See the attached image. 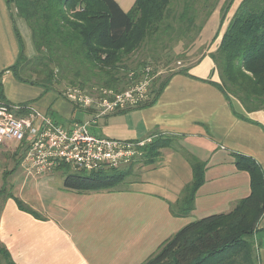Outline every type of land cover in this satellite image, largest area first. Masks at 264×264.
<instances>
[{"label": "crops", "instance_id": "obj_1", "mask_svg": "<svg viewBox=\"0 0 264 264\" xmlns=\"http://www.w3.org/2000/svg\"><path fill=\"white\" fill-rule=\"evenodd\" d=\"M115 1L129 12L136 0ZM224 2L219 0L199 31V46H209L205 54L187 74H173L153 106L97 117L92 108L77 113L63 103L56 104L55 111L46 109L47 105L37 102L44 91L15 78L9 70L20 50L15 27L24 41L26 56L32 59L36 51L25 20L17 16L15 6L0 0L1 100L30 105L56 122H65V127L91 122L97 136L135 142L175 136L179 149L206 164L194 209L181 218L173 216L171 205L192 181L193 171L178 149H164L161 160L143 167L138 180L126 190L112 192H69L63 187L64 180L57 179L59 170L39 176L21 162L22 168L11 176L9 188L29 211L19 209L14 198H0V246L15 264H143L187 224L230 213L250 196V176L237 169L234 156L252 158L264 172V112L247 113L236 99L231 106L209 82H219L210 55L219 47L243 0H234L221 26ZM197 9L198 15H205L200 7ZM2 168L0 157V189ZM258 228L264 229V215ZM255 240L263 242L264 233L255 235ZM258 254L260 264H264V247Z\"/></svg>", "mask_w": 264, "mask_h": 264}, {"label": "trees", "instance_id": "obj_2", "mask_svg": "<svg viewBox=\"0 0 264 264\" xmlns=\"http://www.w3.org/2000/svg\"><path fill=\"white\" fill-rule=\"evenodd\" d=\"M233 2L223 3L221 26ZM7 3L15 6L17 16L27 23L36 51L33 59L26 56L23 39L15 27L20 50L17 62L9 70L19 82L32 85L43 82L53 88L66 80L82 89L101 87L120 93L140 77L139 68L125 65L126 58L146 43L159 39L162 31L173 30L174 34L178 31L186 36V32L196 27L197 8L203 10L208 20L219 0H136L129 12L115 0H7ZM174 24L179 25L178 30L173 29ZM210 56L219 82H209L229 104L232 106V99H236L247 113L264 112V0H243L219 47ZM28 71H32L30 75ZM187 72L188 68L176 73ZM31 76H36V80ZM171 76L160 84L155 82L147 100L133 109L153 106ZM164 149L183 151L193 171L192 181L171 205L173 216L186 218L193 211L196 193L204 183L206 164L179 149L175 136L153 138L141 149V156L123 168L69 174L63 187L77 194L126 190L130 184L126 180L136 168L157 164ZM234 157L237 169L250 176V196L230 213L187 224L143 264H260L258 251L264 247V240L256 242L255 235L264 233V229L258 228L264 215V172L252 158L239 154ZM6 186L5 181L0 197L14 198L7 193ZM14 199L19 209L29 211L21 200ZM0 258L2 264H15L3 246Z\"/></svg>", "mask_w": 264, "mask_h": 264}, {"label": "built area", "instance_id": "obj_3", "mask_svg": "<svg viewBox=\"0 0 264 264\" xmlns=\"http://www.w3.org/2000/svg\"><path fill=\"white\" fill-rule=\"evenodd\" d=\"M103 92L96 99L81 90H70L66 96L74 105L94 108L97 117H103L140 106L148 98L149 83L144 80L121 93ZM90 127L91 122L65 127L30 105H11L0 100V145L13 146L39 176L66 167L83 172L123 168L141 156V149L149 142L97 136Z\"/></svg>", "mask_w": 264, "mask_h": 264}, {"label": "rangeland", "instance_id": "obj_4", "mask_svg": "<svg viewBox=\"0 0 264 264\" xmlns=\"http://www.w3.org/2000/svg\"><path fill=\"white\" fill-rule=\"evenodd\" d=\"M206 20L207 18H205V16L198 15V18L196 20V27H193L189 32H186V36L184 34L179 35L178 31H176V34L171 33L174 32L173 30L162 31L159 39H154L146 43L141 50L126 58L124 62L125 65L129 66L132 69L139 68L137 70L140 73V77L137 80H134L131 86H129L126 90H130L136 85L142 83L144 80H147L149 83L150 93L152 90L155 89V82L158 84L164 82L172 74L189 68L200 58H202L209 46H199V44L201 43L199 39V29L203 25V23H205ZM178 28L179 25H173V29L178 30ZM163 29L166 30L165 28ZM214 40L215 39L210 41V45L213 44ZM31 72L32 71H28L27 74L30 75ZM31 79L36 80V76H31ZM61 82V84L54 85L53 88L49 87L43 82H39L34 85L22 82L21 83L42 89L44 91L43 97H41L40 100H37V102L40 101L39 104L42 106L47 105L46 109L49 107L52 109L51 111H55V105L58 103H63L68 107H71L73 110L77 111V113L81 112L82 109H85L74 105L67 99L66 95L70 90H81L84 94L92 96L95 99L103 96V91L107 90L101 87L82 89L80 86H72L66 80ZM92 109L94 110V112L97 113L94 108ZM57 122L58 124L60 123L59 125L65 124V122L63 123L59 120ZM91 130L92 128L90 127V131ZM91 133L95 134L96 132L92 130ZM0 157L3 160L1 184L3 187L6 181V184L8 183V186H6V191L7 193L12 194L11 189L9 188V185L11 186L12 184L11 176L13 175V173L19 172L22 168L21 162H23V157L21 156V154L15 153L11 147L1 146ZM69 168L70 169H68V167L61 168L58 171V181H61L62 179L64 180L65 177L69 174L80 172L74 170L71 167ZM141 169L136 168L134 175L129 177L126 182L131 183L138 180Z\"/></svg>", "mask_w": 264, "mask_h": 264}]
</instances>
